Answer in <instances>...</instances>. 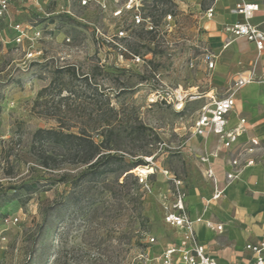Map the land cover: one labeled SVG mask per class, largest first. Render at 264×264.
Returning <instances> with one entry per match:
<instances>
[{
	"label": "rangeland",
	"instance_id": "1",
	"mask_svg": "<svg viewBox=\"0 0 264 264\" xmlns=\"http://www.w3.org/2000/svg\"><path fill=\"white\" fill-rule=\"evenodd\" d=\"M192 2L193 12L183 0H146L153 31L81 0H25L0 20V264H137L142 250L180 239L165 223L172 176L184 180L189 200L196 192L210 208L207 142L193 134L207 99L191 98L212 88L229 94L238 74L209 69L208 44L219 61L233 55L212 45L216 21L206 11L215 0ZM17 23L28 30L21 45ZM261 59L254 54L243 73L256 66L262 81ZM180 86L189 93L183 110L174 106ZM40 130L106 138L110 147L84 164L74 138L37 137ZM210 213L226 222L218 204Z\"/></svg>",
	"mask_w": 264,
	"mask_h": 264
},
{
	"label": "built area",
	"instance_id": "2",
	"mask_svg": "<svg viewBox=\"0 0 264 264\" xmlns=\"http://www.w3.org/2000/svg\"><path fill=\"white\" fill-rule=\"evenodd\" d=\"M25 0H0V20L5 18L11 7ZM109 1L112 6L108 5ZM221 0H215L219 2ZM227 1V0H223ZM97 3L104 9L111 12V16L116 20H122L128 16L130 22L136 26H142L146 30L153 31L154 23L150 18L143 16L142 9L146 0H81V6L88 7ZM233 14L240 15L244 18V23H236L227 25L225 32L236 38H245L249 42L254 43L259 56L264 57V29L259 25L252 23V20L261 11V6L255 2H247L246 0H236V4L231 9ZM215 15V7H210L206 11V17L212 19ZM171 19V16H169ZM14 40L18 45L29 39L28 30L22 24L17 23L13 26ZM40 33L36 38H40ZM125 32L121 30L119 37H123ZM36 52L28 53L29 58L37 57ZM206 58L210 70L214 69L215 56L211 49L206 50ZM256 66L253 71L248 74H239L234 81L232 91L223 96H218L213 90L204 94L196 95L191 99H207L197 112L194 121L193 134L197 137H207L210 134L218 138V148L213 153L215 158L220 157L223 152L228 154V165L230 171L226 174L228 183H233L240 178V173L244 168L254 166L256 159L253 155L262 150V143L257 137H250L248 141L241 143L240 138L248 131V122L245 118H241L236 126L228 128V116L235 108L234 92L239 91L249 84L257 82ZM260 82H264V79ZM176 102L174 106L178 110H183L185 103L189 97V93H185L182 86L175 90ZM203 163L209 162L208 158H202ZM205 176L213 183V193L210 198L205 199L206 206L209 207L214 202L219 201L224 190L219 186L218 180L212 168L205 169ZM174 184V201L167 207L165 215V223L173 228L182 231V237L178 241L166 244L164 247L154 250H142L137 256V264H218L217 261L208 253L207 246L200 241L197 236L194 222L191 219L187 204L184 180L175 176L171 177ZM198 222H202L201 219ZM208 227L223 233L224 226L222 224L207 223ZM156 238L152 237L148 240V244L156 245ZM151 250V251H150ZM253 260L251 264H264V237L257 243H249L246 245ZM134 264V263H133Z\"/></svg>",
	"mask_w": 264,
	"mask_h": 264
},
{
	"label": "crops",
	"instance_id": "3",
	"mask_svg": "<svg viewBox=\"0 0 264 264\" xmlns=\"http://www.w3.org/2000/svg\"><path fill=\"white\" fill-rule=\"evenodd\" d=\"M246 1L260 4L261 11L252 20V23L264 29V0ZM183 2L186 9L191 12H193L194 7L196 8V2H192V0H183ZM222 2L226 7L218 9L217 5ZM112 4L109 1V5L112 6ZM235 4L236 0H221L217 2L215 7L216 18L215 15L212 19L207 18V21L213 19L216 21V24L210 25V27L212 26L211 35H213L211 36L212 45L215 47L223 46L224 50L228 48L233 55V58L219 61L215 48L208 44L215 56V66L211 71L217 70L223 78L225 75L230 78L242 74L246 70L248 59L258 53L254 43L245 38H236L225 32L227 25L244 23L245 21L242 16L232 13L231 9ZM261 60L262 66L258 70L264 75V57ZM210 90H213L220 97L225 96L220 95L218 90L216 91L214 88ZM234 99L235 108L228 116V128L236 126L241 118L247 120L248 131L240 138L239 142L244 143L250 137H257L261 141L262 150L253 155L256 164L244 168L240 173L239 180L228 183L226 174L231 170L228 165V154L223 152L218 158L213 156L218 148V138L213 134L207 137H199L207 142L206 152L208 154L202 158H208L209 162L204 163V171L206 168H212L219 186L224 190L223 197L211 204L210 208L218 204L221 215L226 219V222L212 218L210 208H204L201 205L196 197V192H192L190 200L186 197V204L198 238L207 246L209 255L218 264H251L253 256L246 250V245L257 243L264 237V82L257 81L234 92ZM211 139H213V142L210 144L208 141ZM184 188L186 192V187ZM212 193L213 186L206 198H210ZM199 219L202 222H198ZM206 220L209 223L222 224L224 226L223 233L206 227L204 224ZM239 224L244 225V228H239ZM179 231L181 239L182 231L180 229ZM198 232L201 233V237ZM222 234L226 235L222 236L220 242L214 240L215 235ZM210 241L217 243V247L210 248L208 246Z\"/></svg>",
	"mask_w": 264,
	"mask_h": 264
},
{
	"label": "trees",
	"instance_id": "4",
	"mask_svg": "<svg viewBox=\"0 0 264 264\" xmlns=\"http://www.w3.org/2000/svg\"><path fill=\"white\" fill-rule=\"evenodd\" d=\"M106 126L109 127L110 124H108V122H105ZM104 130H106L105 132L107 134H110V128H105ZM42 134H48V135H57L59 137H66V138H74L77 143L74 144V146L76 147V151L77 152H84V158L82 160V163L84 164H88L93 162L96 158H98L105 150H107L110 147V141L109 139L103 140V142L101 143H96L95 140L92 138V136L88 135V137H83V136H77L75 134H63V133H59L53 130H48V131H44V130H40L37 132L36 136H40ZM103 137L104 136V132L101 134ZM58 141V140H57ZM133 170V169H132ZM86 174H84L82 176V178L85 176Z\"/></svg>",
	"mask_w": 264,
	"mask_h": 264
},
{
	"label": "bare ground",
	"instance_id": "5",
	"mask_svg": "<svg viewBox=\"0 0 264 264\" xmlns=\"http://www.w3.org/2000/svg\"><path fill=\"white\" fill-rule=\"evenodd\" d=\"M137 171H138L140 174L144 175V176H147V175H149V174L152 173V171H151L150 168H148V167H138ZM207 223H209V221H207V220L204 221V224H205L206 227H208V226H207ZM209 228H210V227H209ZM211 229H212V228H211Z\"/></svg>",
	"mask_w": 264,
	"mask_h": 264
}]
</instances>
